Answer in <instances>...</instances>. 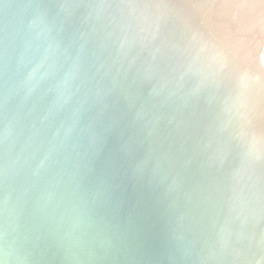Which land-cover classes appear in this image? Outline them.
<instances>
[{"label":"bare ground","instance_id":"1","mask_svg":"<svg viewBox=\"0 0 264 264\" xmlns=\"http://www.w3.org/2000/svg\"><path fill=\"white\" fill-rule=\"evenodd\" d=\"M89 7L0 0V264H225L190 108Z\"/></svg>","mask_w":264,"mask_h":264},{"label":"water","instance_id":"2","mask_svg":"<svg viewBox=\"0 0 264 264\" xmlns=\"http://www.w3.org/2000/svg\"><path fill=\"white\" fill-rule=\"evenodd\" d=\"M241 1L232 9L225 0H88L133 76L151 77L165 101L177 94L176 103L190 108L212 179L209 210L228 246L224 263L264 264V0L256 2L258 16ZM158 80L177 93L166 95ZM166 106L174 117V106Z\"/></svg>","mask_w":264,"mask_h":264}]
</instances>
